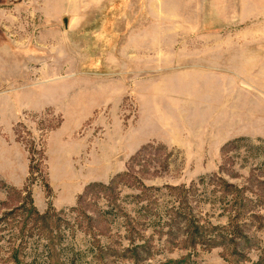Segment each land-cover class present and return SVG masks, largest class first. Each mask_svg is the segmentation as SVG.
Masks as SVG:
<instances>
[{"label": "rangeland", "instance_id": "rangeland-1", "mask_svg": "<svg viewBox=\"0 0 264 264\" xmlns=\"http://www.w3.org/2000/svg\"><path fill=\"white\" fill-rule=\"evenodd\" d=\"M257 261L264 0H0V264Z\"/></svg>", "mask_w": 264, "mask_h": 264}, {"label": "trees", "instance_id": "trees-1", "mask_svg": "<svg viewBox=\"0 0 264 264\" xmlns=\"http://www.w3.org/2000/svg\"><path fill=\"white\" fill-rule=\"evenodd\" d=\"M114 179L112 178L110 180L109 183L107 184H104V183H96V186H99L101 188H107L111 183H113ZM92 185H95V184H90V185H87L84 189V193H87L89 191V189L92 187ZM75 208V207H74ZM15 210H21L23 212H25L27 214V216H31L33 217L34 219V223H38L39 222H42L43 224H46L45 222L47 221L46 219L50 218L51 217V214H50V210L49 209H46L44 212L40 213L36 207L33 205V202H32V198L29 196V193L28 195L23 199V201L21 202V204L19 206H16L15 207ZM12 210H8V212H5V216H7L6 214H11ZM41 224V223H40ZM19 236V235H17ZM18 238V237H16ZM20 239H22V236L19 237ZM254 264H260L259 261H257L256 263Z\"/></svg>", "mask_w": 264, "mask_h": 264}]
</instances>
